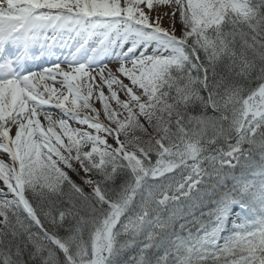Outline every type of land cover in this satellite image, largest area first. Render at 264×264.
Returning <instances> with one entry per match:
<instances>
[{
    "label": "snow or ice",
    "instance_id": "obj_1",
    "mask_svg": "<svg viewBox=\"0 0 264 264\" xmlns=\"http://www.w3.org/2000/svg\"><path fill=\"white\" fill-rule=\"evenodd\" d=\"M0 154V264H264V0H0Z\"/></svg>",
    "mask_w": 264,
    "mask_h": 264
},
{
    "label": "rangeland",
    "instance_id": "obj_2",
    "mask_svg": "<svg viewBox=\"0 0 264 264\" xmlns=\"http://www.w3.org/2000/svg\"><path fill=\"white\" fill-rule=\"evenodd\" d=\"M164 26L167 27L168 26V20L165 19L164 20ZM57 87H59V85H57ZM97 107H99L100 105L97 103L96 105ZM55 114H58V113H55ZM15 133V129H13V134ZM0 158L4 159L6 162L8 161V156L6 154H1L0 155Z\"/></svg>",
    "mask_w": 264,
    "mask_h": 264
}]
</instances>
